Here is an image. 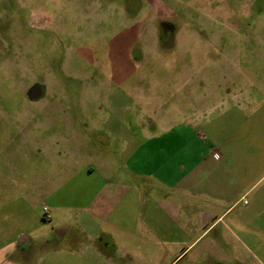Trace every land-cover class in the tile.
<instances>
[{
	"label": "rangeland",
	"instance_id": "374dc122",
	"mask_svg": "<svg viewBox=\"0 0 264 264\" xmlns=\"http://www.w3.org/2000/svg\"><path fill=\"white\" fill-rule=\"evenodd\" d=\"M262 76L264 0H0V217L40 211L48 177L63 202L67 181L95 177L88 163L110 169L96 160L114 158L117 127L211 117ZM255 230L232 237L234 264H264Z\"/></svg>",
	"mask_w": 264,
	"mask_h": 264
},
{
	"label": "crops",
	"instance_id": "0c3cea01",
	"mask_svg": "<svg viewBox=\"0 0 264 264\" xmlns=\"http://www.w3.org/2000/svg\"><path fill=\"white\" fill-rule=\"evenodd\" d=\"M261 78L211 117L170 110L117 127L114 158L96 160L110 169L88 163L95 177L67 181L63 202L48 177L38 212L10 204L0 264H234L232 237L251 240L264 225Z\"/></svg>",
	"mask_w": 264,
	"mask_h": 264
},
{
	"label": "water",
	"instance_id": "95a60500",
	"mask_svg": "<svg viewBox=\"0 0 264 264\" xmlns=\"http://www.w3.org/2000/svg\"><path fill=\"white\" fill-rule=\"evenodd\" d=\"M42 94V88L39 84L35 83L29 87L27 95L29 98H38Z\"/></svg>",
	"mask_w": 264,
	"mask_h": 264
},
{
	"label": "flooded vegetation",
	"instance_id": "af4514ba",
	"mask_svg": "<svg viewBox=\"0 0 264 264\" xmlns=\"http://www.w3.org/2000/svg\"><path fill=\"white\" fill-rule=\"evenodd\" d=\"M167 23H169V22H167ZM164 32L165 33L163 35L167 34V38H169V34H171V32H172V27L169 24L165 25Z\"/></svg>",
	"mask_w": 264,
	"mask_h": 264
},
{
	"label": "trees",
	"instance_id": "16d2710c",
	"mask_svg": "<svg viewBox=\"0 0 264 264\" xmlns=\"http://www.w3.org/2000/svg\"><path fill=\"white\" fill-rule=\"evenodd\" d=\"M161 24H168L167 22H164V21H162V22H160ZM133 57V56H132ZM134 58V57H133Z\"/></svg>",
	"mask_w": 264,
	"mask_h": 264
},
{
	"label": "built area",
	"instance_id": "2783aa9c",
	"mask_svg": "<svg viewBox=\"0 0 264 264\" xmlns=\"http://www.w3.org/2000/svg\"><path fill=\"white\" fill-rule=\"evenodd\" d=\"M46 210V207H43V211H45Z\"/></svg>",
	"mask_w": 264,
	"mask_h": 264
}]
</instances>
